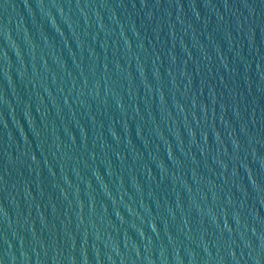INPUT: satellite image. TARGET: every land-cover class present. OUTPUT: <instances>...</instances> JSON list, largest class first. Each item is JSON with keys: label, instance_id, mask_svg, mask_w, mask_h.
<instances>
[{"label": "water", "instance_id": "1", "mask_svg": "<svg viewBox=\"0 0 264 264\" xmlns=\"http://www.w3.org/2000/svg\"><path fill=\"white\" fill-rule=\"evenodd\" d=\"M0 264H264V0H0Z\"/></svg>", "mask_w": 264, "mask_h": 264}]
</instances>
